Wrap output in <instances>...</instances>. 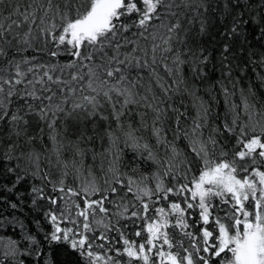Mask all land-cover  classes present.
<instances>
[{
	"label": "snow or ice",
	"instance_id": "1",
	"mask_svg": "<svg viewBox=\"0 0 264 264\" xmlns=\"http://www.w3.org/2000/svg\"><path fill=\"white\" fill-rule=\"evenodd\" d=\"M0 264H264V0H0Z\"/></svg>",
	"mask_w": 264,
	"mask_h": 264
}]
</instances>
